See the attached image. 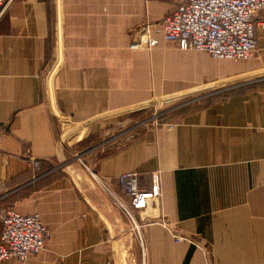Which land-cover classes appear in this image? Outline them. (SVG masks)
Instances as JSON below:
<instances>
[{"label": "crops", "instance_id": "obj_1", "mask_svg": "<svg viewBox=\"0 0 264 264\" xmlns=\"http://www.w3.org/2000/svg\"><path fill=\"white\" fill-rule=\"evenodd\" d=\"M176 1L0 6V235L7 207L39 213L51 232L41 253L0 264H121V244H135L137 264H264V26L245 62L164 41L133 47L147 22L188 3ZM197 91L160 122L126 120ZM63 117L87 130L84 162ZM155 170L159 204L133 211L119 176L138 172L148 188Z\"/></svg>", "mask_w": 264, "mask_h": 264}, {"label": "built area", "instance_id": "obj_2", "mask_svg": "<svg viewBox=\"0 0 264 264\" xmlns=\"http://www.w3.org/2000/svg\"><path fill=\"white\" fill-rule=\"evenodd\" d=\"M4 5L5 0H0V6ZM259 25L264 26V0H188L184 7L161 21L147 22L132 46L151 50L164 41L181 49L207 52L217 59L248 60L257 51ZM67 122L74 123L63 117L61 125H68ZM74 147L75 157L82 161L76 144ZM32 164L35 169L40 168L38 160H32ZM150 179V186L142 188L138 172L119 176L118 185L129 198L133 211L148 213L159 204L161 172L153 171ZM1 220L0 261L12 257L25 261L45 250L51 232L39 213L22 214L7 207L1 212Z\"/></svg>", "mask_w": 264, "mask_h": 264}, {"label": "rangeland", "instance_id": "obj_3", "mask_svg": "<svg viewBox=\"0 0 264 264\" xmlns=\"http://www.w3.org/2000/svg\"><path fill=\"white\" fill-rule=\"evenodd\" d=\"M176 3H177L176 0L174 1L165 0L166 6H173ZM248 60H241V62H245ZM200 94H204V91H197L195 93H188L182 95L177 94L172 96H163L160 98H155L151 102H149V104L139 106L140 109L135 111H125L124 114H127L126 120L127 119L129 120V121L127 120L129 126L134 125L135 122L138 123H136L134 127L147 126V124L149 123L162 121L163 118L167 117L166 114L169 113L170 111L184 112L186 106L185 101ZM67 123L68 125L65 124L63 126L61 125L62 128L65 127V130H63L64 132L63 138L68 147H73L76 144V147H78L79 150L80 147L83 146L84 151L81 152V158L83 159L84 162L87 156V153H85L86 152L85 148L89 145L88 142L89 137L86 136L87 130H84V127H82L80 123L78 124L72 122L71 123L67 122ZM80 134L82 135V138L78 140L77 136H79ZM74 163L76 164V167L81 164L79 161L72 162V164ZM71 168L72 166L67 167V170H71ZM116 251L119 255L118 259L121 261V264H137V259H136L137 250L135 244H126V245L121 244V247L118 248Z\"/></svg>", "mask_w": 264, "mask_h": 264}]
</instances>
